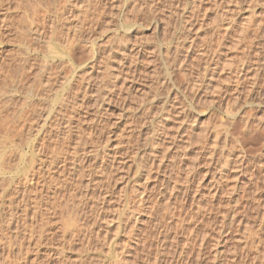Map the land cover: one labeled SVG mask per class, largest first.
I'll return each instance as SVG.
<instances>
[{
  "label": "rangeland",
  "instance_id": "obj_1",
  "mask_svg": "<svg viewBox=\"0 0 264 264\" xmlns=\"http://www.w3.org/2000/svg\"><path fill=\"white\" fill-rule=\"evenodd\" d=\"M91 1L104 12V23L95 33L101 53L97 58L109 48L117 50L116 60L108 62L114 69L110 76L94 71L103 70V61L90 72L85 64L91 59L85 50L73 52V58L54 46L58 57H46L53 64L48 68L59 71L57 85H62L63 77L72 79L63 91L55 84L50 95L58 90L60 100L63 92H72L70 114L65 112L64 118L72 116L73 137L79 129L86 144L79 151L83 159H78L79 166L84 163L85 174L90 167L93 184L97 182L89 192L93 197L84 210L87 213L81 217L93 234L83 232L81 240L69 245L60 232L66 216H48L49 241H43L42 249L29 247L32 254L18 260L15 247L6 249L2 244L3 235H10V229L1 230L8 219V197L4 196L0 198V264H58L52 256L56 250L65 251L68 263L75 264H111L118 257V264H264V0ZM31 3L0 0V20L5 18L0 24V77L8 75L11 66L13 71V61L22 58L14 35ZM121 48L127 59L120 58ZM45 49L31 52L34 58L29 55L28 63L41 62ZM0 80L5 87L6 80ZM98 95H104L99 108L94 104ZM51 96L44 110L49 109ZM11 104L0 103V187L28 170L30 155L42 137L29 141L10 133ZM76 104H80L77 109ZM57 106L52 108L54 113L50 110V124L60 116ZM139 198L144 207L135 213ZM16 212L17 217L22 215ZM89 237L93 242L87 248Z\"/></svg>",
  "mask_w": 264,
  "mask_h": 264
},
{
  "label": "bare ground",
  "instance_id": "obj_2",
  "mask_svg": "<svg viewBox=\"0 0 264 264\" xmlns=\"http://www.w3.org/2000/svg\"><path fill=\"white\" fill-rule=\"evenodd\" d=\"M9 1V0H8ZM11 1V0H10ZM33 3H31V6L29 9H25L23 12L24 18H22L20 28L18 29V33H16L14 36H17V40L19 42V55L22 57L21 59H18V56L16 58L18 59L17 62L13 61L14 67L12 71L9 70V74L6 76L5 74L0 77L2 81L6 80V86L8 87V90L1 85L0 87V103L1 101H6V103H9V106L11 103H13V112L10 113L11 115L10 120L7 121V123L10 125L9 130L10 133H14L13 135H19L25 136L26 138H36V135L42 136L40 139V142L34 146V151L30 155V160H28V170H26L21 177H18L16 180H9L4 183L2 187H0V198L3 199L4 196L8 197L7 203L8 204V219L6 220L5 229L9 231V237L7 235H3V247L12 248L15 247V250H17L18 255H16L17 259L23 260L26 257V254H29L28 251H30L28 248L32 246V249H39L41 248L42 244L46 245V243H43V241L48 240L47 233L48 231V220L47 217L51 215H65L63 218L66 219L64 221L63 227L60 232H62L63 238H65V241L68 242L69 245L71 243H74L75 241L81 240L80 237L83 238V232L88 233V236L90 235L91 229L86 228L84 221H82L81 217H84L85 209L87 208L88 201L92 199L93 195L91 196L89 192L93 190V180L91 178V172L90 167L89 170L86 171V174L83 171L84 169L79 166V161H81L82 157L79 158V151L80 148L83 149L82 146L86 145L85 141L79 136V131L74 134L73 137V128L71 124L69 123V119L72 117H69V119L66 121L64 118L65 112H67L68 104L72 103L73 100L70 96L71 93L68 90L63 92L65 93L62 95V99L59 100L57 98L59 94L54 93L52 96V101L48 102L51 103L48 110H44L42 108L43 105H45L47 99L50 98V92H55L54 85L57 81L59 75L56 73V71L50 70L49 62L47 61L46 56H52V57H58V54L54 51V46H59L61 49L67 52V56L69 54L84 52L89 54V58L91 59L90 62L85 64V66H89L88 69H90V72L96 68L98 61L103 64V70H94L95 73L99 74H108L110 76V70L113 69V66L111 67L108 65L111 60L114 61V54L117 53V50H114L113 48H109L107 51L105 50L102 53V57L99 59L97 58L99 53V46L97 45L95 36L96 31L99 29L100 25L104 23V12L103 8L99 6H94L95 4L92 3L91 0H32ZM104 1V0H103ZM106 1V0H105ZM138 1V0H137ZM136 1V2H137ZM169 1V0H168ZM196 1V0H195ZM223 1V0H222ZM242 1V0H241ZM6 2V0H5ZM94 2V1H93ZM96 2V0H95ZM94 2V3H95ZM101 2V1H100ZM193 2V1H192ZM201 2V1H200ZM102 3V2H101ZM105 3V2H104ZM143 3V2H141ZM150 3V2H149ZM189 3V1H188ZM103 4V3H102ZM134 4V3H133ZM215 4V2H214ZM28 6L30 5L27 4ZM98 5V4H97ZM101 5V4H100ZM136 4H134L135 6ZM146 5V4H145ZM172 5V4H171ZM170 5V6H171ZM191 5V4H190ZM197 5V4H196ZM26 6V5H25ZM103 6V5H102ZM137 6V5H136ZM144 6V5H143ZM148 6V5H146ZM167 6V4H166ZM174 6V5H173ZM178 6V5H177ZM184 6V5H183ZM192 6V5H191ZM221 6V5H220ZM24 6H22L23 8ZM151 7V6H150ZM172 7V6H171ZM214 7V6H213ZM219 7V6H218ZM2 8V7H1ZM7 8V7H6ZM26 8V7H25ZM106 8V7H105ZM168 8V7H167ZM176 8V7H175ZM195 8V7H194ZM4 9V8H3ZM24 9V8H23ZM22 10V9H21ZM136 10V8H135ZM149 10V9H148ZM170 10V9H169ZM173 10V9H172ZM215 10V9H214ZM105 11V10H104ZM132 11V10H131ZM152 11V10H151ZM168 11V10H167ZM195 11V10H194ZM197 11V10H196ZM4 12V11H3ZM2 12V13H3ZM169 12V11H168ZM8 13V12H7ZM136 13V12H135ZM131 13V14H135ZM154 13V12H153ZM6 15V14H5ZM4 15V16H5ZM136 15V14H135ZM166 15V14H165ZM21 16V15H20ZM129 16V15H128ZM134 16V15H132ZM7 18V17H6ZM135 18V17H134ZM133 18V19H134ZM1 19V18H0ZM19 19V18H18ZM170 19V18H169ZM3 20H0V24H4ZM106 22V21H105ZM131 22V21H130ZM167 22V21H166ZM8 23V22H7ZM6 23V24H7ZM18 23V22H16ZM9 24V23H8ZM7 24V25H8ZM15 24V23H14ZM163 24V23H162ZM165 24V23H164ZM18 26V25H17ZM5 27V26H4ZM16 27V26H15ZM104 27V26H103ZM1 28V27H0ZM12 28V27H11ZM230 28V27H229ZM227 28V29H229ZM4 29V28H3ZM8 29V28H7ZM245 29V27H244ZM257 29V28H256ZM17 31V30H16ZM2 33V32H1ZM98 33V32H97ZM96 33V34H97ZM7 34V33H6ZM225 34V33H224ZM98 35V34H97ZM1 36V35H0ZM2 38V37H1ZM99 38V37H98ZM98 41V40H97ZM16 42V43H18ZM121 43V42H120ZM119 44V43H118ZM121 47L123 46L120 44ZM47 47L46 52H44L45 58L38 59L41 61H35L34 63L31 62L28 63L29 55L32 53H42L41 49L43 47ZM125 47V46H124ZM123 47V49H124ZM122 49V48H121ZM122 50H119L120 58H126L124 57L126 52ZM56 50V49H55ZM2 51V50H1ZM74 52V53H73ZM81 52V53H82ZM85 53V54H86ZM15 54V53H14ZM42 54V55H43ZM80 54V53H79ZM88 54L86 56H88ZM23 55L25 57H23ZM37 55V54H35ZM64 55V54H61ZM60 55V57H61ZM31 56V55H30ZM77 56V55H76ZM75 56V57H76ZM14 57V55H13ZM32 57V56H31ZM34 56L31 58L33 59ZM63 57H61L62 60ZM88 58V57H87ZM12 59V58H10ZM30 59V61H31ZM36 59V58H35ZM37 59V60H38ZM127 59V58H126ZM49 60V59H48ZM57 60V59H56ZM116 60V58H115ZM5 61V60H4ZM3 61V62H4ZM34 61V60H33ZM50 61V60H49ZM60 64L61 61L57 60ZM112 61V62H113ZM119 61H121L119 59ZM53 62V61H52ZM109 62V63H108ZM123 62V61H122ZM2 63V62H1ZM7 63V62H6ZM9 63V62H8ZM7 63V64H8ZM11 63V61H10ZM9 63V64H10ZM55 63V62H54ZM101 63L98 62V64L101 66ZM4 64V63H3ZM12 65V64H11ZM53 65V64H52ZM57 65V64H56ZM122 64L119 63V66ZM181 65V64H180ZM9 66V65H8ZM60 66V65H59ZM58 66V67H59ZM64 66V64H63ZM83 66V67H85ZM123 66V65H122ZM3 67V66H2ZM49 67V68H48ZM53 67V66H52ZM70 67V66H69ZM72 67V66H71ZM65 68V67H64ZM68 68V67H66ZM102 68V67H100ZM112 68V69H111ZM248 68V67H247ZM59 69V68H58ZM57 69V70H58ZM63 69V68H62ZM73 69V68H71ZM84 69V68H83ZM97 69V68H96ZM242 69V68H241ZM240 69V70H241ZM249 69V68H248ZM114 70V69H113ZM112 70V71H113ZM5 71V70H4ZM7 71V69H6ZM84 71V70H83ZM82 71V72H83ZM247 71V70H246ZM8 72V71H7ZM11 72V73H10ZM78 72V71H77ZM91 72V73H92ZM239 72V71H238ZM245 72V71H244ZM5 73V72H4ZM61 73V72H60ZM71 73V72H70ZM87 74V71L85 72ZM89 73V72H88ZM121 73V72H120ZM73 74V73H72ZM74 75V74H73ZM118 75V74H117ZM116 75V76H117ZM78 76V75H76ZM103 76V75H100ZM113 76V74H112ZM115 76V74H114ZM79 77V76H78ZM85 77V76H84ZM118 77V76H117ZM81 78V77H80ZM112 78V77H111ZM4 79V80H3ZM63 83L62 85H57L60 88V90H64L66 87L65 83H71L72 79L68 77H63ZM74 80V79H73ZM77 80V79H76ZM82 80V78L80 79ZM91 80V79H90ZM167 80V79H166ZM86 81V80H85ZM88 81V80H87ZM8 82V84H7ZM59 82V81H58ZM75 82V81H74ZM82 82V81H81ZM89 82V81H88ZM164 82V81H163ZM1 83V80H0ZM85 83V82H83ZM4 84V82H3ZM82 84V83H81ZM89 84V83H88ZM75 85V84H74ZM76 86V85H75ZM83 86V84H82ZM103 86V84H102ZM3 87L6 89L4 91ZM98 87V85H97ZM69 88V87H68ZM67 88V89H68ZM79 88V87H77ZM99 88V87H98ZM104 88V87H102ZM81 89V88H80ZM86 89V88H85ZM94 89V88H93ZM96 89V88H95ZM72 90V89H71ZM76 90V89H75ZM74 90V91H75ZM83 90V89H82ZM86 91V90H85ZM78 92V91H77ZM100 93V91H98ZM96 92V94L98 93ZM74 93V92H73ZM86 93V92H85ZM88 93V92H87ZM86 93V94H87ZM95 93V92H93ZM78 94V93H77ZM103 94V93H102ZM47 95H50L49 98ZM95 95V94H94ZM19 96V97H18ZM21 96V97H20ZM51 96V97H52ZM76 96V95H75ZM98 99L94 101V104L99 108L102 101H104V95H98ZM73 97V96H72ZM94 97L97 98L95 95ZM19 99V101L16 99ZM108 98V97H107ZM51 99V98H50ZM49 99V100H50ZM57 99L59 101H57ZM75 99V98H74ZM20 102V103H18ZM53 102V103H52ZM81 102V101H80ZM93 102V101H92ZM105 103V102H104ZM259 103V102H258ZM75 104V103H73ZM83 104V103H82ZM81 104V105H82ZM261 104V102H260ZM263 104V103H262ZM2 105V104H1ZM6 105V104H5ZM8 105V104H7ZM6 105V106H7ZM41 105V106H40ZM58 105V106H57ZM3 106V105H2ZM55 106L58 107V115L54 122V129L52 128L53 125L50 124V110ZM73 106V105H72ZM77 106H80L76 104ZM252 106V105H250ZM262 106V105H261ZM8 107V106H7ZM47 107V106H46ZM71 107V106H70ZM96 107V108H97ZM53 108V109H54ZM72 108V107H71ZM97 108V109H98ZM42 109L45 111V113L42 114ZM53 109L51 111H53ZM75 109V108H74ZM70 109L69 111L73 113ZM75 109V113H76ZM258 109V108H257ZM54 113V111H53ZM70 114L69 112H67ZM66 113V114H67ZM229 113V112H228ZM230 114V113H229ZM236 116V115H235ZM56 117V116H54ZM233 117V116H232ZM261 118H264L261 116ZM260 118V121H262ZM5 119V118H4ZM3 119V120H4ZM36 119H39V123ZM65 119V120H64ZM257 119V118H256ZM53 120V119H52ZM51 120V121H52ZM37 122V123H36ZM53 122V121H52ZM71 122V119H70ZM5 123V120L2 122ZM233 124V123H232ZM260 124V123H259ZM36 125V126H35ZM34 127V128H33ZM261 127V126H260ZM259 127V128H260ZM230 128V127H229ZM246 128V127H245ZM35 129L36 134H32V130ZM7 130V129H6ZM8 130V131H9ZM81 130V129H80ZM245 130V129H244ZM249 130V127H248ZM247 130V131H248ZM243 130H241L242 133ZM246 131V132H247ZM92 132V131H91ZM90 132V133H91ZM226 132V131H225ZM224 132V133H225ZM245 132V131H243ZM249 132V131H248ZM81 133V132H80ZM88 133V132H87ZM253 133V132H252ZM83 134V132H82ZM86 134V133H84ZM255 134V133H254ZM257 134V133H256ZM90 135V134H88ZM240 135V134H238ZM245 135V134H244ZM83 136V135H82ZM129 136V135H128ZM131 136V135H130ZM243 136V135H242ZM38 137V136H37ZM84 137V136H83ZM89 138V136H87ZM6 140H8V137H5ZM75 138V139H73ZM130 138V137H129ZM153 138V137H151ZM238 138V137H237ZM240 138V137H239ZM22 139V138H20ZM85 139V138H84ZM87 139V138H86ZM243 139V138H242ZM23 140V139H22ZM21 140V142H22ZM35 140V139H34ZM88 140V139H87ZM146 140V139H145ZM217 140V139H216ZM18 141H20L18 139ZM30 141V139H29ZM75 141V142H74ZM92 141V140H91ZM235 141V140H234ZM240 141V139H239ZM217 142V141H216ZM215 142V143H216ZM70 143L73 145V147H69ZM119 143V142H118ZM88 144V143H87ZM217 144V143H216ZM215 144V145H216ZM238 144V143H237ZM6 145V144H5ZM17 145V144H16ZM118 145V144H117ZM240 145H243L242 143ZM4 146V145H3ZM100 146V145H99ZM64 147L68 149L64 150ZM147 147V146H146ZM170 147V146H169ZM119 148V147H118ZM151 149V148H150ZM218 149V148H217ZM146 150V149H145ZM152 150V149H151ZM158 150V149H157ZM90 151V150H89ZM150 151V150H148ZM156 151V150H155ZM212 151V150H211ZM32 152V151H31ZM85 152V151H84ZM82 151L81 153L84 154ZM91 152V151H90ZM147 152V151H146ZM86 153V152H85ZM121 153V152H120ZM126 153V152H125ZM130 153V152H129ZM148 153V152H147ZM151 153V152H150ZM149 153V154H150ZM155 153V152H154ZM82 154V155H83ZM146 154V153H145ZM94 155V154H93ZM117 155V154H116ZM120 155V154H119ZM122 155V154H121ZM17 156V155H16ZM118 156V155H117ZM21 157V156H20ZM90 157V155H89ZM146 157V156H145ZM149 158V157H148ZM228 158V157H227ZM78 159H80L78 161ZM147 159V158H146ZM154 159V158H153ZM83 160V159H82ZM157 160V158H156ZM227 160V159H226ZM78 161V162H77ZM106 161V160H105ZM144 161V160H143ZM162 161V160H161ZM211 162V160H209ZM70 162V164H69ZM85 162V161H84ZM153 162V161H152ZM124 163V162H123ZM80 164V165H81ZM88 164V163H87ZM104 164V163H103ZM146 164V163H145ZM150 164V163H149ZM67 165H70V169ZM85 166V165H84ZM127 166V165H126ZM145 165H142L141 171H143ZM223 166V165H222ZM150 167V166H149ZM152 167V166H151ZM157 167V166H156ZM67 168L69 170H67ZM86 168V167H84ZM88 168V167H87ZM104 168V167H103ZM123 168V167H122ZM137 168V167H136ZM99 169V168H98ZM150 169V168H149ZM148 169V171H150ZM18 170V169H17ZM100 170V169H99ZM105 170V169H104ZM145 170V169H144ZM155 170V169H154ZM95 171V170H94ZM111 171V170H110ZM109 171V172H110ZM99 172V171H98ZM144 172V171H143ZM91 173V174H90ZM142 173V172H140ZM151 173V172H150ZM96 174V172L94 173ZM149 174V173H148ZM147 174V175H148ZM108 175V174H107ZM18 176V175H17ZM84 176H87L88 178L84 180L85 189L83 191L80 190L81 188V181L84 179ZM144 176V175H143ZM150 176V174H149ZM153 176V175H152ZM156 176V175H155ZM93 177V176H92ZM102 177V175H101ZM108 177V176H107ZM142 177V176H141ZM147 177V176H146ZM145 177V178H146ZM85 178V179H86ZM96 178V177H95ZM137 178V177H136ZM155 178V177H154ZM101 179V178H100ZM147 179V178H146ZM157 179V178H156ZM148 180V179H147ZM150 180V179H149ZM137 182V181H136ZM142 182V181H141ZM83 183V182H82ZM143 183V182H142ZM99 184V183H98ZM138 184V183H137ZM98 186V185H97ZM96 186V187H97ZM102 186V185H101ZM134 186V185H133ZM146 186V185H145ZM95 187V186H94ZM83 188V187H82ZM142 188V187H141ZM140 188V189H141ZM95 189V188H94ZM100 189V186H99ZM105 189V188H104ZM97 190V189H96ZM145 190V189H144ZM10 191V193H8ZM132 191V190H131ZM93 192V191H92ZM147 192V191H146ZM144 194V193H143ZM100 196V195H99ZM123 196V195H122ZM144 196V195H143ZM103 197V196H102ZM128 197V196H127ZM135 197V196H134ZM104 198V197H103ZM5 199V198H4ZM98 199V198H97ZM96 199V200H97ZM145 199V198H144ZM95 200V201H96ZM103 200V199H102ZM136 200V198L134 199ZM92 201V200H91ZM132 201V200H131ZM3 202V201H2ZM100 202V201H99ZM102 202V201H101ZM134 202V201H133ZM132 202V204H133ZM131 203V202H130ZM136 210L135 213L143 208V201L139 198V201H136ZM2 204V203H1ZM0 204V205H1ZM5 204V203H4ZM135 204V203H134ZM92 205V204H91ZM89 205V206H91ZM96 205V204H95ZM145 205V204H144ZM94 205L91 207L93 208ZM132 206V205H131ZM104 207V206H103ZM128 207V206H127ZM5 208V207H4ZM89 208V207H88ZM90 208V209H92ZM96 207H94L95 209ZM98 208V207H97ZM133 207H131L132 209ZM102 209V208H101ZM100 209V213H101ZM85 210V211H84ZM89 210V209H87ZM93 210V209H92ZM97 211V209H95ZM123 210V209H121ZM142 210V209H141ZM3 211V210H2ZM21 212V216L17 217V212ZM94 211V210H93ZM132 211V210H131ZM4 212V211H3ZM16 212V215H15ZM19 212V213H20ZM98 212V211H97ZM97 212H96V218H97ZM122 212V211H121ZM134 212V211H133ZM131 214V216L135 215V213ZM7 213V211H6ZM18 213V214H19ZM88 213H91L88 211ZM100 213L98 217L100 216ZM60 214V215H59ZM93 214V213H91ZM103 214V213H102ZM139 214V213H138ZM137 214V215H138ZM142 214V213H141ZM5 215V214H4ZM52 216L51 219L54 217ZM60 216V217H62ZM130 216V217H131ZM17 217V218H16ZM89 217V216H88ZM122 217V216H121ZM129 217V218H130ZM113 218V217H112ZM49 219V218H48ZM50 219V220H51ZM55 219V218H53ZM61 219V218H59ZM105 219V217L103 218ZM107 219V218H106ZM136 219V218H135ZM46 222H45V221ZM88 220V219H87ZM97 220V219H96ZM109 220V219H107ZM124 221V220H123ZM54 222V220H53ZM107 222V221H106ZM58 223V222H56ZM95 223V222H94ZM1 224V223H0ZM5 224V223H3ZM87 224V223H86ZM106 224V223H105ZM104 224V225H105ZM14 225V226H13ZM52 226V224H50ZM88 225V224H87ZM2 226V225H1ZM61 226V225H60ZM90 226V225H89ZM47 227V231H46ZM91 227V226H90ZM116 227V226H115ZM61 228V227H60ZM59 228V229H60ZM13 229V232L12 230ZM85 229H88L85 230ZM50 230V228H49ZM53 230V228H52ZM58 230V229H57ZM56 231V230H55ZM59 231V230H58ZM99 231V230H98ZM118 231V230H117ZM52 233V232H51ZM50 233V234H51ZM85 233V234H86ZM97 233V231H96ZM2 234V233H1ZM0 234V235H1ZM20 234L22 235L20 240ZM49 234V233H48ZM93 234V233H92ZM61 235V234H59ZM61 236V237H62ZM86 236V235H85ZM51 237V236H50ZM53 237V235H52ZM91 239L93 238L90 236ZM86 240L88 242V247L91 242V239ZM86 238V237H84ZM88 238V237H87ZM86 238V239H87ZM96 238V237H95ZM55 239V238H54ZM53 239V240H54ZM60 239V238H58ZM51 240V238H50ZM83 240V239H82ZM93 240V239H92ZM97 240V239H96ZM52 241V240H51ZM50 241V242H51ZM98 241V240H97ZM47 242V241H46ZM56 243V241H54ZM59 242V240H58ZM61 242V241H60ZM54 243V244H55ZM76 243V242H75ZM95 243V242H94ZM105 243V242H104ZM67 244V243H66ZM78 244V243H77ZM83 244V243H82ZM106 244V243H105ZM28 245V246H27ZM50 245V244H49ZM52 245V244H51ZM61 245V244H60ZM59 245V246H60ZM68 245V246H69ZM73 245V244H72ZM81 245V244H80ZM86 245V244H85ZM93 245V244H92ZM64 246V245H63ZM74 246V245H73ZM108 246V244H107ZM52 247V246H51ZM56 247V246H55ZM61 247V246H60ZM70 247V246H69ZM76 247V246H75ZM93 247V246H92ZM50 248V247H49ZM62 248V247H61ZM67 248V247H64ZM80 248V247H79ZM3 249V248H2ZM7 249V248H6ZM5 249V250H6ZM34 249V250H35ZM42 249V248H41ZM54 249V248H53ZM74 249V248H73ZM13 250V249H12ZM83 250V249H82ZM87 250V249H86ZM8 251V250H7ZM5 251V252H7ZM26 251V252H25ZM68 251V250H67ZM109 251V249H108ZM35 252V251H34ZM37 252V251H36ZM40 252V251H39ZM51 252V251H50ZM65 251L63 250H56L54 253H52V256H55L53 258H57L58 264H75V263H68V258L65 256ZM69 253V252H68ZM83 253V252H82ZM108 253V252H107ZM112 253V252H111ZM115 253V252H114ZM118 253V252H117ZM32 254V253H31ZM34 254V253H33ZM45 255V254H44ZM43 255V256H44ZM51 255V253H50ZM122 253L120 254V256ZM29 256V255H27ZM14 257V256H13ZM19 257V258H18ZM85 257V256H83ZM115 257H118L116 255ZM32 258V257H31ZM44 258V257H43ZM34 259V257H33ZM116 259V258H114ZM8 260L4 259L3 261ZM17 260V262H18ZM32 260V259H31ZM39 260V259H38ZM83 260V259H82ZM121 260V259H120ZM9 261V260H8ZM16 261V260H15ZM30 261V260H29ZM35 261V260H34ZM45 261V260H44ZM90 260H88L89 262ZM13 262V261H12ZM23 262V261H22ZM27 262V261H26ZM31 264H36L33 263ZM29 262V263H30ZM41 262V260L39 261ZM50 262V261H49ZM71 262V261H70ZM86 262V261H85ZM91 262V261H90ZM119 257L116 260H113L111 264H118ZM3 263V262H2ZM24 263V262H23ZM42 263V262H41ZM46 263V262H45ZM95 263V262H94ZM14 264H19L15 263ZM39 264V263H38ZM82 264V263H80ZM90 264V263H89ZM99 264V263H97Z\"/></svg>",
  "mask_w": 264,
  "mask_h": 264
}]
</instances>
